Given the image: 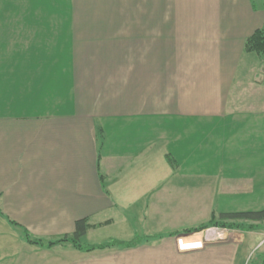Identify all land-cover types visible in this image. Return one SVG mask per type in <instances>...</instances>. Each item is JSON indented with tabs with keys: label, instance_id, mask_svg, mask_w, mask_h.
Returning a JSON list of instances; mask_svg holds the SVG:
<instances>
[{
	"label": "crops",
	"instance_id": "1",
	"mask_svg": "<svg viewBox=\"0 0 264 264\" xmlns=\"http://www.w3.org/2000/svg\"><path fill=\"white\" fill-rule=\"evenodd\" d=\"M254 3L70 0L64 63L57 52L40 50L38 29L18 34L24 42L17 50L4 47L0 264H185L190 258L198 264L212 255L209 264H236L243 234L237 243L187 250L177 238L201 239L189 231L209 220L217 194L242 193L252 180L202 178L167 150L170 137L179 139L177 123H232L235 115H247L241 123L262 121L243 113L264 106V82L238 74L245 38L264 25V4ZM41 25L27 18L20 26ZM80 218L96 224L84 244L129 241L138 233L153 239L85 251L25 238L24 230L54 240ZM116 223L114 235L100 238L107 231L100 228ZM259 225L251 232L263 235Z\"/></svg>",
	"mask_w": 264,
	"mask_h": 264
},
{
	"label": "rangeland",
	"instance_id": "2",
	"mask_svg": "<svg viewBox=\"0 0 264 264\" xmlns=\"http://www.w3.org/2000/svg\"><path fill=\"white\" fill-rule=\"evenodd\" d=\"M262 3L263 0H255L254 4L260 7ZM27 18L41 21L42 27L20 26L26 24ZM69 19L70 0H0V52L8 43H10L12 50H17L18 44L24 42L22 39L20 43L17 42L18 34L38 29L41 32L38 39L40 50L57 52V61L62 60V63H64L68 51L64 44L68 37ZM47 23L52 24V26H49L47 33H44L45 27L43 25ZM63 30L65 32L64 42L61 37L59 39ZM7 36L13 42H7ZM57 40L59 44L56 48ZM238 68V74L241 77L245 76L243 81L264 82V59L255 53L245 52ZM243 114L251 115V117L259 116L263 119L257 123L255 120L252 122L250 118L248 123H241L238 120L242 121V116L247 115H235L239 116V119L232 123H215L208 119L181 122L175 125V135L179 139L169 138L170 144L167 151L177 161L187 166L184 168H194V171H197L195 174H200L202 178L210 175L211 179L219 181L227 174L225 178L236 177L244 180L250 178L252 180L250 183L252 187L242 191V193H229L226 195L225 193H218L212 208L216 215L229 211H254L264 208V130L262 129V127L264 128V106H256ZM259 137L261 140H259ZM174 141L176 143L171 144ZM200 158L201 166L199 165ZM119 228L117 223L110 227L100 228V230H107L101 234L100 238L105 239L110 235H114L113 233ZM258 228L264 233V220ZM253 229H256V226ZM137 230H142V228ZM189 232L190 235L199 233L201 239L202 236L204 239L207 238V240L202 241L201 246L204 242L237 243L240 240V234H243L242 246H240V252L238 253L240 256L237 258L236 264H239L240 260V264H259L262 256L264 258V234L258 233L259 231L251 232V230H248V233H246L237 229L227 230L226 228L211 226ZM139 234L137 236H141ZM247 239H251L253 243H249ZM178 241L177 239L178 248L187 250L181 248ZM258 241H261V247L254 251L253 248ZM185 246L183 244L182 247ZM250 251L251 253L246 260V254ZM219 253L221 251H218ZM212 256H210V259H213ZM210 259H206L202 263L198 262V264L214 263L212 261L208 263ZM188 260L186 259L185 264H192L194 261L192 258ZM218 261L224 264L222 260Z\"/></svg>",
	"mask_w": 264,
	"mask_h": 264
},
{
	"label": "trees",
	"instance_id": "3",
	"mask_svg": "<svg viewBox=\"0 0 264 264\" xmlns=\"http://www.w3.org/2000/svg\"><path fill=\"white\" fill-rule=\"evenodd\" d=\"M264 4V0H263ZM245 52L255 53L264 59V25L255 29L248 37L245 38L243 43ZM170 159V158H168ZM264 220V208L254 211H237L220 213L216 215L212 211L209 220L199 226L198 229H204L211 226L226 229H237L239 231H248L259 225ZM105 223V222H104ZM104 223H100L104 224ZM96 224H91L88 218L77 219L74 223V229L70 234L62 235L54 240L44 241L41 238L32 237L26 230L25 238L28 242L33 244L45 245H64L69 244L77 249L85 251L94 249H106L113 246L131 247L136 246L141 242L150 241L151 236H135L129 241H122L118 239H109L99 244H84L82 243L83 237L87 231L94 227ZM193 231V230H191Z\"/></svg>",
	"mask_w": 264,
	"mask_h": 264
},
{
	"label": "built area",
	"instance_id": "4",
	"mask_svg": "<svg viewBox=\"0 0 264 264\" xmlns=\"http://www.w3.org/2000/svg\"><path fill=\"white\" fill-rule=\"evenodd\" d=\"M177 239L179 240L178 242H179L181 248H198L199 246H201V243L203 240H207V238L204 239L203 236H202V239H199L197 241H192V242H183V240H182L183 238H181V239L177 238ZM183 244L186 246L182 247Z\"/></svg>",
	"mask_w": 264,
	"mask_h": 264
}]
</instances>
